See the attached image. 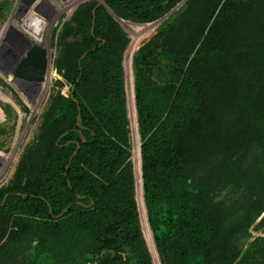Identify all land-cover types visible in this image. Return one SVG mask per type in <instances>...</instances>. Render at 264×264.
I'll use <instances>...</instances> for the list:
<instances>
[{
	"label": "trees",
	"instance_id": "1",
	"mask_svg": "<svg viewBox=\"0 0 264 264\" xmlns=\"http://www.w3.org/2000/svg\"><path fill=\"white\" fill-rule=\"evenodd\" d=\"M105 1L138 22L157 20L180 2ZM105 29L98 8L92 44L74 63L67 103L72 124L45 159L38 187L0 190V216L26 220L63 247L51 260L32 264H61L66 257L74 263L90 254H102L99 264H151L129 159L122 55L105 39ZM87 59L104 80L105 96L97 102L82 94ZM133 68L144 199L159 253L166 264H233L237 256L211 252L219 222L205 199L209 189L201 184L209 187L216 176L191 185L214 147L227 137L243 139V149H253L255 159L247 171V189L254 193L248 191L245 221L250 225L264 213V0H187L136 54ZM261 242L264 237L255 244ZM20 248V240L8 235L0 245V264L15 260ZM259 253L264 255V245L254 254Z\"/></svg>",
	"mask_w": 264,
	"mask_h": 264
},
{
	"label": "rangeland",
	"instance_id": "2",
	"mask_svg": "<svg viewBox=\"0 0 264 264\" xmlns=\"http://www.w3.org/2000/svg\"><path fill=\"white\" fill-rule=\"evenodd\" d=\"M186 1L180 0L170 12L157 20L138 22L132 17L118 13L105 0H0V91L12 100L10 102L0 97L3 114L0 119V190L38 187L45 159L54 150L59 134L72 124L73 114L67 103L74 86V63L85 55L92 44L93 13L101 8L106 21L105 39L118 46L122 55L130 143L129 159L133 164L136 199L146 246L151 254V264L166 262L158 251L153 233L150 239L141 211L140 188L145 203L142 137L133 64L136 54L148 45L158 34L162 24ZM156 22L158 24L153 33L141 42L132 56L133 103L129 97L130 72L127 51L135 28ZM33 49L43 53L48 61L45 78L40 84L18 76L16 71L24 56ZM85 63L82 94L91 102H97L100 97L105 96L104 80L100 78L101 73L94 62L87 59ZM244 145L246 143L243 139L233 141L227 137L222 140L219 148L214 147V153L208 157L207 167L197 169L191 187L198 185V179L206 180L212 174L216 176V183L209 187L208 184H201L205 190L209 189L207 191L210 193L205 195V199L219 222V241L212 248V254L217 257L225 251L226 258L237 256L233 264L237 261L243 262L242 264H251L253 261H256V264H264V255L254 254L264 245V242L255 244L257 238L264 237V225H261L264 213L250 225L244 218L251 201L247 199L251 197L250 192L254 193V190L247 189L251 179L247 171L254 166L255 160L253 149L247 151L243 149ZM262 162L264 166V159ZM258 171L260 169H254L253 173ZM262 173L264 176V169ZM261 194L264 196V188ZM147 221L149 223V220ZM28 224L26 220L18 217L0 216V245L8 235L21 242L22 253L18 254L15 260L11 257L8 264H32L44 257L51 260L54 254L60 253L59 249L63 250L58 243L39 235ZM253 255L258 259L254 260ZM101 256L102 254L85 255L74 263H71L68 257L66 262L59 261L61 264H99Z\"/></svg>",
	"mask_w": 264,
	"mask_h": 264
},
{
	"label": "bare ground",
	"instance_id": "3",
	"mask_svg": "<svg viewBox=\"0 0 264 264\" xmlns=\"http://www.w3.org/2000/svg\"><path fill=\"white\" fill-rule=\"evenodd\" d=\"M158 23H153V24H143L141 26H137L135 28V32H134V36L132 38V41H131V44L129 45V48H128V51H127V57L129 58V72L130 74L128 75L129 77V82L128 84L130 85V88H129V97L130 99L134 100L133 98V95H134V91H133V72H132V67H131V64H132V56H133V53L134 51L138 48V46L141 44V42L148 37V35L153 31V29L155 28V26L157 25ZM134 31V30H133ZM153 33V32H152ZM151 33V34H152ZM19 66V65H18ZM128 69V68H127ZM24 78V77H22ZM45 78V76H44ZM44 78L42 80H36V79H26V80H31L32 82H37L35 84H40L43 82ZM131 82V84H130ZM128 85V86H129ZM0 97L3 98L4 100H7V101H10L12 102L11 98L7 97L5 95L4 92L0 91ZM134 103V102H133ZM132 103V104H133ZM134 108V107H133ZM3 118V114H2V111H1V108H0V119ZM136 126V125H135ZM137 148V147H136ZM134 153V152H133ZM135 156V155H134ZM142 188H140L139 190V199H140V205H141V211L143 212V217H144V220H145V224H146V228H147V232H149V236H150V239H152V230H151V227H150V224L148 223V219H147V214H146V207H145V203L143 201V197H142Z\"/></svg>",
	"mask_w": 264,
	"mask_h": 264
},
{
	"label": "water",
	"instance_id": "4",
	"mask_svg": "<svg viewBox=\"0 0 264 264\" xmlns=\"http://www.w3.org/2000/svg\"><path fill=\"white\" fill-rule=\"evenodd\" d=\"M47 66L46 56L33 49L24 56L16 71L20 77L42 80L47 72Z\"/></svg>",
	"mask_w": 264,
	"mask_h": 264
},
{
	"label": "flooded vegetation",
	"instance_id": "5",
	"mask_svg": "<svg viewBox=\"0 0 264 264\" xmlns=\"http://www.w3.org/2000/svg\"><path fill=\"white\" fill-rule=\"evenodd\" d=\"M35 84V83H34Z\"/></svg>",
	"mask_w": 264,
	"mask_h": 264
}]
</instances>
